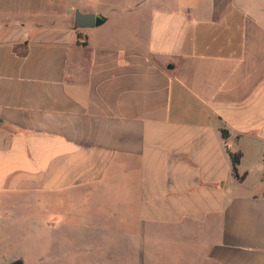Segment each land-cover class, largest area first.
<instances>
[{
  "label": "crops",
  "instance_id": "1",
  "mask_svg": "<svg viewBox=\"0 0 264 264\" xmlns=\"http://www.w3.org/2000/svg\"><path fill=\"white\" fill-rule=\"evenodd\" d=\"M76 10L104 21L75 28ZM246 158L264 159V0H0V264H27L33 223L59 264L70 222L78 240L158 224L202 244L200 264H264ZM103 201L136 211L86 215Z\"/></svg>",
  "mask_w": 264,
  "mask_h": 264
},
{
  "label": "rangeland",
  "instance_id": "2",
  "mask_svg": "<svg viewBox=\"0 0 264 264\" xmlns=\"http://www.w3.org/2000/svg\"><path fill=\"white\" fill-rule=\"evenodd\" d=\"M241 169H247L250 171V175L247 178L246 185L254 187L257 184L259 174L264 172V159L246 158L241 165ZM263 170V172H261ZM264 179V173L262 175ZM35 213L38 216L51 217V215H57L60 217L66 211H69V220H77V207L76 206H54L46 207L45 202L38 205ZM135 207L125 206L124 204H118L114 206L109 202L101 203L99 206H87L85 208L86 215L94 218H103L108 220V217L114 216V214L125 215L135 213ZM53 212L55 214H53ZM67 217V216H66ZM129 218L130 215H129ZM70 222V221H69ZM135 219L133 221L134 230H138L141 224H136ZM71 223V222H70ZM67 224V233H70L69 239L59 240V246L62 244V248L58 258L54 259V263L61 264H200L203 258L204 249L202 244L200 246H192L191 239H162L159 234L158 224H150V234L144 238L140 233H135L131 238L121 236L124 231L120 232L123 227H129L130 222L120 224V222H100L94 225H98L105 232L98 234L95 231H88L87 236L95 237L94 240H78L79 233L78 228L74 223ZM66 225V224H65ZM91 225V224H90ZM112 226V228L108 227ZM31 230H26L22 234L21 243L24 244V251H29L31 254L26 255L27 264H47L45 255V229L40 226V223L30 224ZM114 227V228H113ZM37 228V229H35ZM133 229V228H132ZM114 231V235L113 234ZM71 231V232H70ZM117 232V233H116ZM136 232V231H134ZM133 232V233H134ZM36 234V235H35ZM100 235V236H97ZM85 235V234H84ZM36 236V237H35ZM31 237V238H29ZM87 239V238H86ZM52 240L48 239V242ZM57 242L58 240H53ZM85 242V244H80ZM28 244V245H27ZM35 251L36 253H34ZM61 258H64L63 261Z\"/></svg>",
  "mask_w": 264,
  "mask_h": 264
},
{
  "label": "water",
  "instance_id": "3",
  "mask_svg": "<svg viewBox=\"0 0 264 264\" xmlns=\"http://www.w3.org/2000/svg\"><path fill=\"white\" fill-rule=\"evenodd\" d=\"M104 21V18L101 16H97L95 14H84L80 11H75V28H81L86 26H95L99 25ZM10 264H25L24 260L22 258H18L11 262Z\"/></svg>",
  "mask_w": 264,
  "mask_h": 264
},
{
  "label": "trees",
  "instance_id": "4",
  "mask_svg": "<svg viewBox=\"0 0 264 264\" xmlns=\"http://www.w3.org/2000/svg\"><path fill=\"white\" fill-rule=\"evenodd\" d=\"M231 158H232V162H233V171L234 174L241 180L244 179L245 175H240L238 173V165L240 163L241 160V153L240 152H233L231 151Z\"/></svg>",
  "mask_w": 264,
  "mask_h": 264
}]
</instances>
